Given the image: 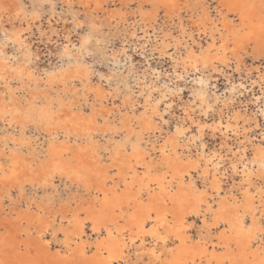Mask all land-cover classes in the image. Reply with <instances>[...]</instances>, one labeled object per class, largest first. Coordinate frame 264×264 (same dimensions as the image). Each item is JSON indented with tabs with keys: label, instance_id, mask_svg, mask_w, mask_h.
Segmentation results:
<instances>
[{
	"label": "snow or ice",
	"instance_id": "snow-or-ice-1",
	"mask_svg": "<svg viewBox=\"0 0 264 264\" xmlns=\"http://www.w3.org/2000/svg\"><path fill=\"white\" fill-rule=\"evenodd\" d=\"M110 7L99 2L93 6L83 0L80 3L76 0H19L15 5L16 11L7 19L0 16L3 37L0 53L4 49L12 52V57L5 54L4 62L14 60L18 65L11 69L15 74L11 81L6 76H0V81L8 89L5 92L6 102L9 93H21L20 107L15 109L21 122L11 129L15 133L14 139H9L7 135L10 130L7 117L11 110L7 107L0 110L5 117V148L12 145L13 155L7 156V160L35 156L30 165L35 171V165L42 164L49 152L45 149L39 154L34 153L33 140L39 141L42 136L48 138L52 141L48 148H52L63 134L66 140L75 136L79 143H84L100 135L93 132V128L108 127L114 119L116 126L104 132V136L117 135L119 146L130 154V163L121 165L126 169L123 175L116 167L108 169L107 173L88 170L87 176L81 168L72 167L65 171L58 167L47 170L42 183L25 181L31 183L34 189H44V199L50 202L53 198L64 200L59 196V185L55 182L58 174L72 184L82 185L87 192H96L95 205L90 204L89 209L96 213L92 219V231L105 236L104 241H97L105 253L103 264H196L191 257L204 255L201 251L204 246L215 248V244H209V241H216L219 244L216 250L222 253L231 248L232 252L241 256L247 254L246 259L225 256L221 261H210V264H264V137L259 148L250 150L246 140L234 136L239 131L238 121L236 128H233L232 116L225 122L224 109L219 105L220 97L213 94L211 78L196 79L200 88H193L187 101L184 99L185 89L179 83L202 70L222 72L221 63L233 65L236 73L244 72L245 67L240 60L244 55V48L240 46L242 26H234L232 31L227 26L222 27L221 16L212 18L205 11L209 7L207 4H177L176 0H166L163 4L131 5L136 9L135 13L128 11L127 5L120 4L119 7L125 9L128 16L123 21L124 26L146 24L147 27L141 28V31L156 37L151 42L150 52L148 42L141 45L143 51L133 49L134 53L139 52L143 57L144 63L138 67L134 57L128 54V37L114 34L97 18V10ZM260 7L264 12V0H261ZM157 8L163 16L145 19L153 13L142 9ZM193 8L196 11L187 17L186 24L182 18L184 10L191 12ZM89 9L93 13L91 16L84 14ZM176 9L180 10L179 14ZM4 12L7 14L8 8H4ZM169 14L171 23L165 22L162 27L161 19L166 20ZM124 15V12L119 15L113 13L110 19L119 22ZM133 16L140 18L139 23L133 21V25H129L128 21L133 20ZM238 23L242 25V22ZM34 29H38V34ZM131 35L135 37L137 34L132 32ZM37 40L49 47L54 45L53 51L59 54L61 60L74 53L71 59L76 60V73L71 74L60 63L55 70L39 71L36 67L39 56L33 49ZM17 44L25 52L22 61ZM157 53L170 62L171 71L159 65L152 67L150 61L156 60ZM248 54L256 55L251 49ZM213 55L215 59L211 60ZM259 55V67L249 70V79L252 88L259 85L261 95L253 102L260 104L257 115L264 116V46ZM105 63L110 69H115L107 76L96 71V66ZM162 75L167 77V82L161 83ZM252 75H257V79L252 80ZM93 77L99 78L98 84L93 82ZM13 81L16 88L11 87ZM33 82L35 91L41 95L31 96ZM113 83L116 84L115 89H112ZM229 84L230 90L240 96L243 92H238V88L251 91L243 80L238 87L231 81ZM58 88L59 94L56 91ZM106 98L113 106V112L98 111V106H102ZM139 100L143 104H139ZM117 104L119 110L115 111ZM177 109L181 115L172 119ZM217 112L219 115H216ZM236 115L239 116V113ZM128 120L131 121V134L124 127ZM172 124H175L174 129ZM262 124L264 122L257 123L256 127L260 128ZM244 132L247 133V128ZM81 133L84 134L83 139ZM221 134L224 138L214 148V141L207 137ZM234 139L236 143H233ZM94 145L95 140H92L87 150L93 151ZM4 159L5 154H0V161ZM3 168L4 163L0 162V169ZM17 175L13 168L11 176L5 175L0 179L10 180ZM98 183L114 185L115 191L93 188ZM229 184L231 187H228ZM17 187L22 206L25 185ZM5 199L12 200L13 197L6 194ZM79 199V194L75 200L69 195L67 203L75 207ZM34 208L39 211L35 201H31L29 209ZM89 209H81L79 215H84ZM226 210L234 215L224 218L221 213ZM192 216L202 217V224L188 223ZM57 217L59 219V213ZM97 220L100 221L99 227ZM64 223L71 225L72 220ZM189 229L193 231L191 237L186 235ZM213 231L219 236H213ZM52 235L56 237V232L53 231ZM39 238L45 248L53 245V240L45 238L43 229ZM68 242L69 237L65 233L60 243ZM257 253L260 258L255 260L252 257ZM185 256L189 258L184 259ZM0 264L36 262L0 261Z\"/></svg>",
	"mask_w": 264,
	"mask_h": 264
},
{
	"label": "rangeland",
	"instance_id": "rangeland-1",
	"mask_svg": "<svg viewBox=\"0 0 264 264\" xmlns=\"http://www.w3.org/2000/svg\"><path fill=\"white\" fill-rule=\"evenodd\" d=\"M1 1H0V16H4V18L7 19V16L9 14L16 11L15 5L19 2V0H13L14 5H11L10 1H8V0H4V2H3V0H1ZM62 2H63V0H62ZM76 2L80 3L81 0H76ZM83 2L85 3L86 0H83ZM143 2L145 4H151V3L163 4L166 1L165 0H123V1H121V0H109L108 3H105L104 5L105 6L111 5L110 8L101 9V11L97 10V18L104 25L109 26L110 30L114 34L115 33H121V34L126 35L128 37V39H127V43L129 45L128 54H129V56L134 57V62L137 64L138 67L140 65H143V63H144L143 57H141L139 55V52L134 53L133 49H139L140 51H143V48L141 47V45L145 42H148L150 45V47H149V52H150L151 51V42L154 41L156 39V37H155V35L148 36L144 31H141V28L147 27L146 24L140 25L139 27H136V26L126 27V26H124L123 21L125 19H127L128 16H127V12L125 11V9L120 8L119 5L120 4L127 5L128 11L135 13L136 9L132 8L131 5L144 4ZM176 2H177V4H189V3H191V4H197V3L207 4L209 7L205 11L211 12L212 14L211 13L210 14H211L212 18H215L217 15H219L218 9L222 8V6H220L219 0H176ZM255 2H257V3L259 2V3L256 6L257 8L255 7L256 9L250 13L251 18H253V20L250 22L251 23L250 27L248 26L249 21L246 23L242 22V25L240 23H238V22H241V19L239 18L238 15H231V14L227 15V21L233 20L235 27L236 26L240 27V25H241L243 28V32H242L241 36H243L244 40L246 39L245 43L243 40V43L246 45L242 44V41L240 42V45L244 48V55L240 57V60H241L242 66L245 67V71L242 73H236L233 71V65H224L221 63L220 67L223 69L222 72H219V73L211 72V71L210 72H204L202 70L201 73L190 74V76L186 77L185 81L179 82L180 86L185 89L184 99H185V101H187L188 98L191 96V90L193 88L199 90V88H200V85L195 82L196 79L205 78L207 80V79L211 78L212 83L214 85V93L213 94L215 96L220 97L219 105H220V107H222L224 109L223 115L225 117V122L229 116H232L233 119L237 118V117L239 119V117H240L239 128H241V129H239V131L237 133H235L234 136H237L239 139L246 140L247 141L246 146L250 150L253 148H256L258 145H260V140L262 137H264V124H262V126L260 128L256 127L257 123L264 122V116H258L257 115L258 109L260 108V104L253 102L257 96L261 95V92L259 90V85H257L255 88H252L251 80L249 79V75H250L249 70L250 69L254 70L255 68L259 67V60H260V55H259L260 50L259 49L262 46H264V28H262L263 33H261V36H263V37L260 39V42H259V40L254 39V36H255L254 34L251 36L247 35L248 32L250 31L249 28L252 27V28L256 29V27H257L256 22L258 21V19L256 18V15H258V13L259 14L261 13L260 15L264 16V12H262L261 7H260L261 0H256ZM92 4L94 6L96 3L93 2ZM217 7H219V8H217ZM4 8H8L7 14L4 12ZM155 10L156 9H142V11H144V12L153 13L152 16L145 17V19H155V17L157 15L163 16V12L159 8H157V10H156L157 12H154ZM57 11L59 12V9ZM175 11L179 14L180 10L176 9ZM195 11H196L195 8H193L191 10V12L188 9L184 10L182 18L185 19L186 24L188 23L187 17L190 16L192 14V12H195ZM222 11H224V10H222ZM254 11H255V13H254ZM121 12H124L125 15L119 20V22L110 19L111 14L115 13V14L119 15V13H121ZM224 12H226V11H224ZM252 13H253V15H252ZM84 14L91 16L93 13H92V10L89 9ZM229 18H231V19H229ZM238 18H239V20H238ZM139 19L140 18L133 16V20H129L128 23H129V25H133V21H136V23L138 24ZM165 22H167L169 24L171 23V14H169L167 16L166 20L161 19L160 23H161L162 27L164 26ZM263 25H264V23H263ZM34 31H36L38 34V29H34ZM132 32H136L137 35L135 37H133L131 35ZM209 35H210V31H209ZM252 36H253V38H252ZM2 39H3L2 33H0V41H2ZM247 39H248V41H247ZM254 40H255V42H253ZM73 43H75V41H73ZM245 46H246V48H245ZM54 47H55L54 45L52 47H49V45L46 43L41 44L38 40L34 43V45H33L34 52L36 55L39 56V62L36 64V67L39 69V71L43 72L45 70H47V71L55 70L57 64L60 63L65 69H68L71 74H75L77 71L76 60L71 59V57H73L75 54L69 53L68 56H66L63 60H61V57L59 56V54L57 52L53 51ZM205 47L206 48L208 47L207 37H205ZM16 48L19 50L18 55H19L20 60L22 61L25 58V52L23 49H20V45H18V44L16 45ZM249 49H251L252 52L256 53V55H254V56L249 55L248 54ZM5 54L7 57H12L13 53L8 51L7 49H4L3 53H0V63L2 62L1 65L6 66L7 67L6 70H8V72H9V74H7L6 77L9 80H12V77L15 74L12 73L11 69L16 68L18 65H17L16 61H14V60H8L10 65L8 64V62L5 63L4 62L5 61ZM229 55H230V53H229ZM155 56H156V60L150 61L152 67L155 68L159 65V67L162 69H166L169 71L172 70L170 67V62H167L166 57L162 58L159 56L158 53L155 54ZM211 58L214 60L215 55H213ZM117 59H119V57H117ZM89 63H90V61H89ZM69 64H71L70 69H69ZM20 66H23V65L21 64ZM121 66H123V61H121ZM114 70H115L114 68L110 69L106 63L103 65L96 66V71L102 72L106 76L111 74V72ZM121 70L123 71V67L121 68ZM123 74H124V78L127 79V73L124 72ZM92 79H93L94 83H96V84L99 83L98 77H93ZM251 79L252 80L257 79V75H252ZM150 80H151V78H149V82H150ZM242 80L248 86V88L251 89V91L242 90V89L238 88V92L239 91L243 92V95L240 96L238 94H234L230 90L231 85L229 84V81H231L232 85H237V87H238L239 84L242 82ZM165 82H167V77H164L162 75L161 83H165ZM12 86L14 88H16V86H17L14 81L12 83ZM159 86L160 85L158 84L157 87H159ZM0 88L2 91L4 90L3 81H1ZM115 88H116V84L113 83L112 89H115ZM105 91H108V89L106 87H105ZM133 91H135V89H133ZM57 92H59V91H57ZM35 93H37V91H35V82H33V90H31V96ZM18 94H19L18 97H20L21 93L18 92ZM112 99L115 100V96H113ZM122 99L123 98L121 97V100ZM138 103L143 104V101L139 100ZM105 105H107L108 108H113V106L111 104H109L108 101L105 102ZM101 108H102V106H98V111ZM117 110H119L118 104L115 106V111H117ZM237 113H239V116L236 115ZM180 115H181V113H180L179 109H177L175 111L174 117L172 119L179 118ZM216 115H219V112H217ZM7 119L9 121V124L7 125V127L10 129L8 131L7 135H8V138L10 137L9 139H13V138H15V133L12 132L11 129L16 128L17 122L19 120H16V119L14 120V115H11V114L8 115ZM4 120H5V117L3 115H0V154L5 153L6 159H4L5 161L4 160H2V161L4 162V164L7 168L8 167L7 164L10 163V161L7 160V156H10L12 154V151H11L12 145L9 144L7 148H5V145H4V143H5V128H6ZM19 122H21V120ZM111 122L112 123L109 124L108 127H95V128H93V132H99L100 135L93 137V138H90L89 140H85L84 143H79L76 140L75 136H72V137L68 138L67 140L64 138L63 134H61L59 136V138L56 142V146L60 148L61 145H64L63 147H66L67 151H66V156L64 158L66 160H68L69 163H71L70 164L71 167L80 168L82 166L83 163L82 164L77 163V162H79L78 157H83L84 159L87 158L86 151H88L87 149L89 148V145L92 143V140H95L96 146L94 145V147H96V149L98 151V156H99L98 164H95L96 165V167H95L92 164L91 160L86 159L87 163L92 164L91 169L95 170L93 172H96V170H100V169L102 170L103 169V171L104 172L106 171L105 173H107L108 170H104V169H110V165H111L112 166L111 168H113V167L120 168L121 174L123 175V173L126 171V169L124 168V170H123L121 165H123L125 163L123 162V160L115 158V155L117 152V149H115V148H117L119 146V138L115 134H112L110 137L104 136V132L109 131L112 126H116L114 119ZM124 127L127 128L129 130V134H131V131H130L131 128L128 126L127 121L124 124ZM174 127H175V124H172L173 129H174ZM245 128H247V133L244 132ZM167 131H168V129L166 128L165 132H167ZM36 134L40 135L39 132H37ZM29 135H31V133H29ZM83 135L84 134L81 133L82 139H83ZM223 138H224L223 134L219 135L218 137H212L211 135H209L207 137L208 140L214 141L213 142L214 148L218 146L217 142L219 140H223ZM50 143H51L50 139L42 136L39 141L33 140L32 150L36 154L40 153L41 151H43L45 149H49L48 145ZM233 143H236L235 139L233 140ZM119 148L121 149V151H123V152L125 151L123 149V147L120 146ZM80 149H85V151L81 152ZM105 149H111V151H106ZM68 150H70V151H68ZM99 150L101 153L99 152ZM124 153L125 154L127 153V155H130L126 151ZM113 155H114V157H113ZM31 158L35 159V156H29L27 158L23 157V159H25V160L31 159ZM100 159H103V160L100 161ZM49 160H50V155L48 156V158H46L42 162V164L35 165V167L41 166L43 168L42 170L44 171V172L42 171V174L40 173L36 176L34 175L35 178H33L34 176H32V172L30 171L26 174L27 176L26 175L25 176L24 175L23 176L17 175L16 177H13L12 180L11 179L8 180V183H7V180H5V179H3V180H5L4 182L2 179L0 180V181H2L0 183V185L3 183V185L0 186V189H2V190H0V194H1L0 195V205H1L0 206V215H1L0 216V257H4V255H7V252H9V249H7L9 246H7V244H5L6 241L4 238L5 236H7V237L9 236L8 229L9 230L12 229V226L15 223H18L20 218L24 217L23 221L20 223V226H19L20 227L19 230H21V232L19 234H17V237H15V238H16L17 242L21 241L22 243L24 242V244L25 243H28L30 245L32 244L31 247H32L33 252L31 253L29 250L24 248L25 245L22 244L23 248L20 251V254H21L20 261H26V260L30 261L31 258L36 259L35 256L41 255L39 253V252H41V251H39L41 249L40 246H44L42 242H35V240H36L35 238H36L39 226H40V224L44 225L48 222L53 221L55 213H59L60 217L58 219V217L56 216V223H54L53 228H51L50 231L47 232V234L45 235V238L53 240V245L51 246V249L48 251V254L54 258L57 257L58 255L60 256L61 255L60 252H62L64 250V246L62 245L63 243H60V241H63V235L62 234L65 233L66 230H68L66 232H69V231L75 232L78 230V228L73 223L71 225H68L67 223H64V221H67L69 219L73 220V216H74L75 212H77L81 207L84 209H87V207H88L87 205L92 204L93 198L95 197V195H94L95 191L87 192V189H85L82 185L72 184L67 180L66 177L62 178L59 174L55 177V182L57 185H59V196L64 197V200H60V199L56 200V198H53L50 202L49 200L44 199V196H45L44 189H42V188H35L34 189L33 185L31 183H25V181H33V179L37 184L42 183L44 176H45V173L49 169L48 166H49V164H51V162ZM116 160H118V161H116ZM31 161H33V160L31 159ZM47 161H48V163H46ZM84 162H86V161H84ZM99 162H100V164H99ZM47 164H48V166H47ZM42 165L45 166L46 170H45L44 166H42ZM97 165L99 168L97 167ZM101 166H103V167H101ZM107 166H109V167H107ZM0 176L3 177L1 173H0ZM8 176H11V174H8ZM20 176H21V178H20ZM42 176H43V178H42ZM36 177L38 179L39 178L40 179L38 180ZM14 178H16V179H14ZM15 180H17V181H15ZM118 181L119 180H117V183H119ZM21 182H23V183H21ZM12 183H14V184L10 186V184H12ZM200 183H202V182H200ZM7 184H9V185H7ZM18 184H24L25 185V197H23L22 206H21V200L19 197V190L17 187ZM106 187H108V189H110V190L112 189L111 190L112 192L115 191L114 185L111 186L112 188H110V185H107ZM228 187H231V185L229 184ZM93 188H95V185H93ZM113 189H114V191H113ZM6 190H8V191H6ZM6 194L11 195L13 197V199L12 200H6L5 199ZM77 194L80 195V199L77 201V205L75 207H73L72 205L67 203V197L70 195L72 197V199L75 200ZM91 199H92V201H91ZM31 201H35L39 211H37L36 208L29 209V203ZM86 201H87V203H86ZM6 205H7V207H6ZM69 213H72V215H69ZM86 214H87V212L82 216L80 215V218L81 219L86 218ZM26 219H28V220H26ZM40 220H43V221L40 222ZM3 223H5V224H3ZM6 223H7V225H6ZM188 223L200 225V224H202V217L192 216L188 220ZM61 229H63V230L65 229V231L61 232L60 231ZM53 231L57 233L56 238H53V236H52L51 232H53ZM197 231H198V229H197ZM188 232H189V235H193L192 234L193 231L191 229H189ZM85 233H87V234H85ZM85 233H84V235L86 236V238H88V235H89V241L91 243V248L88 251V253L90 255H88L87 257L89 260L93 261V258L96 257L95 254H96V251L98 248L97 247L98 246L97 241H100L105 236H103V235L99 236L97 234H92L93 231L91 230V227L89 224H87L85 227ZM212 235L215 237L219 236V234L214 232V231L212 232ZM13 236L11 239H13ZM3 239H4V241H3ZM209 243L215 244L216 249L219 248V244L216 241H211V242L209 241ZM72 245L75 246L74 244H72ZM208 248H209V251L207 252L206 257H204L202 259L203 264H208L207 259L211 257L210 251L212 248H210V247H208ZM229 251L232 252L231 248H229L228 251L225 253H222V252L217 251V250L215 252L218 253V255L221 258L224 259L225 256H228ZM69 260L73 261L74 259L71 258ZM9 261H11L10 258H9ZM76 264H79V263L76 262Z\"/></svg>",
	"mask_w": 264,
	"mask_h": 264
},
{
	"label": "bare ground",
	"instance_id": "bare-ground-1",
	"mask_svg": "<svg viewBox=\"0 0 264 264\" xmlns=\"http://www.w3.org/2000/svg\"><path fill=\"white\" fill-rule=\"evenodd\" d=\"M1 1V0H0ZM8 1H10V3H11V5H14V1L13 0H8ZM108 1L109 0H86V2L87 3H97V2H99V3H102V4H105V3H108ZM121 1H123V0H121ZM166 1V0H165ZM220 1V6H222V8L221 9H218V13H219V15L222 17V19H221V21H220V25L223 27V26H227L228 27V30L229 31H232L233 30V27L235 26V24H234V22H233V20H231V21H227V15L228 14H231V15H238L239 16V18L241 19V22H243V23H246V22H248L249 21V24H248V26L250 27L251 26V21L253 20V18H251V15H250V13L253 11V10H255L257 7V4L259 3H257V2H255L256 0H219ZM2 2V1H1ZM3 2H4V0H3ZM85 2V3H86ZM206 2V1H205ZM8 3V2H7ZM144 3V2H143ZM5 4V3H4ZM145 4V3H144ZM249 5H255V7H249ZM217 8H219V7H217ZM157 10V9H156ZM154 11V12H157V11ZM222 10H224V11H226V12H224V11H222ZM101 11V10H100ZM207 12H209V11H207ZM209 13H211V12H209ZM254 13H255V11H254ZM212 14V13H211ZM261 14V13H260ZM259 13H258V15H256V18L258 19V21L256 22L257 23V27H256V29H254V28H249V32H248V34L247 35H249V36H251V35H255L254 36V39L255 40H259V42H260V39L263 37V36H261V33H263V30H262V25H263V23H264V16H261ZM252 15H253V13H252ZM255 16V15H254ZM239 18H238V20H239ZM229 19H231V18H229ZM237 20V21H238ZM255 20V19H254ZM241 26V25H240ZM237 27V26H236ZM246 27V26H245ZM247 28V27H246ZM245 28V29H246ZM210 35H211V31H210ZM252 38H253V36H252ZM243 40H244V38H243V36H241V39H240V42L242 41V44H244L245 43V40H244V43H243ZM255 40L253 41V42H255ZM247 41H248V39H247ZM244 45H246V44H244ZM241 46V45H240ZM258 46V45H257ZM242 47V46H241ZM245 48H246V46H245ZM254 48V47H253ZM259 49V48H258ZM261 49V48H260ZM259 49V50H260ZM257 52V51H256ZM258 53V52H257ZM214 58V57H213ZM210 59H212L211 57H210ZM213 60V59H212ZM2 63V62H1ZM1 63H0V65H1ZM8 64H9V62H8ZM10 65V64H9ZM12 66V65H11ZM7 69V67L6 66H0V76H6L7 74H9V72H8V70H6ZM9 80V79H8ZM11 81V80H10ZM0 84H1V81H0ZM11 87L12 88H14L12 85H11ZM6 91H8V89H6L5 87H4V90L2 91L1 90V88H0V110H2V109H4L5 107H7L8 109H10L11 110V115H14V120L16 119V120H21V117L19 116V115H17V114H15V109L17 108V107H20V103H19V101H20V97H18V92L17 93H15L14 95L12 94V93H9V95H8V98H7V101L8 102H6V100H5V92ZM57 91H59L60 92V89H58ZM59 92H57V93H59ZM40 94H42V93H35V94H33L32 95V97H35V96H38V95H40ZM106 101H108L107 100V98L105 99V101H104V103H103V105H102V108L99 110V111H102V110H106V111H108V112H113L114 111V108H108V106L107 105H105V102ZM118 109V108H117ZM21 110H23V109H21ZM118 111V110H117ZM0 115H2V114H0ZM105 119H107V117H105ZM239 119H240V117H239ZM239 119H238V117L237 118H234L233 119V128H236L237 127V121H238V124H239ZM18 121V122H19ZM246 121V120H245ZM244 121V122H245ZM17 122V123H18ZM112 122L110 121V123L109 124H111ZM226 123H227V120H226ZM127 124H128V126L131 128L130 129V131H132V127H131V121L130 120H128L127 121ZM243 124V123H242ZM239 129H241V128H239ZM92 131H93V129H92ZM11 136V135H10ZM10 138V137H9ZM93 138V137H92ZM14 139V138H13ZM2 141V140H1ZM6 142V141H5ZM51 143H52V141H51ZM50 143V144H51ZM4 145H5V143H4ZM40 145V144H39ZM89 145V144H88ZM64 145H61V147L59 148V147H57L56 145L54 146V147H52V148H49V149H47L48 150V152H49V155H50V162H51V164H49V166H48V164H47V166L49 167V169H55V168H63V169H65V171H67L68 169H70V168H72L71 167V163H69V161L68 160H66L64 157L66 156V151H67V149H66V147H63ZM96 146V145H95ZM109 146V145H108ZM259 146L260 145H258L256 148H259ZM12 147V146H11ZM120 146H118L117 148H115V149H117V152H116V155H115V158L116 159H121V160H123V162L124 163H130V159H131V157H130V155H127V153L125 154L123 151H121V149L119 148ZM59 148V149H58ZM124 149V148H123ZM35 150V149H34ZM40 152V151H39ZM99 152H100V150H99ZM3 153V152H2ZM101 153V152H100ZM5 154V153H4ZM37 154H39V153H37ZM114 154V153H113ZM9 155V154H8ZM13 155V153L10 155V156H12ZM82 155V154H81ZM86 155H87V158H83V157H78V161L79 162H77V163H83L82 164V166L80 167L81 169H84L85 171L83 172V174L85 175V176H87L89 173H88V170H91L92 172L93 171H95V170H93V169H91V167H92V164L96 167V165L95 164H98V161H99V156H98V151H97V149H96V147H94V150L93 151H86ZM79 156V155H78ZM83 156V155H82ZM113 157H114V155H113ZM83 158V159H82ZM6 159V158H5ZM32 160H34L33 158H31ZM31 159H27V160H25V159H23V157L22 156H19V157H13V160L12 161H10V163L9 164H7L8 165V167L6 168V166H5V164H4V168L3 169H0V173L2 174V176H5V175H8V174H11V171H12V169L14 168L16 171H17V173H18V175H26L28 172H32V176H36V175H38V174H42V167L41 166H39V167H35V171H33V167H30V165H32V161H31ZM86 159H88V160H91V162H92V164L91 163H87V160ZM101 160H103V159H100V161ZM5 161V160H4ZM74 161V160H73ZM84 161H86V162H84ZM116 161H118V160H116ZM0 162H2V163H4L3 161H0ZM75 162V161H74ZM94 162V163H93ZM46 163H48V161L46 162ZM119 163V162H118ZM121 163V162H120ZM99 164H100V162H99ZM117 164V163H116ZM123 164V163H122ZM110 165V164H109ZM42 166H44V165H42ZM93 166V167H94ZM100 166V165H99ZM105 166V165H104ZM97 167H98V165H97ZM101 167H103V166H101ZM100 167V168H101ZM107 167H109V166H107ZM112 166L110 165V168H111ZM44 168H45V166H44ZM78 168V167H77ZM99 168V167H98ZM32 169V170H31ZM48 169V170H49ZM97 169V168H96ZM45 170H46V168H45ZM101 170V169H100ZM104 170H108V169H104ZM123 170H124V168H123ZM97 171V170H96ZM102 171H103V169H102ZM44 172V171H43ZM106 172V171H105ZM27 176V175H26ZM31 176V175H30ZM35 176L33 177V178H35ZM1 177V176H0ZM16 177V176H15ZM20 178H21V176H20ZM32 178V179H33ZM37 178V177H36ZM42 178H43V176H42ZM14 179H16V178H14ZM29 179V178H28ZM38 179V178H37ZM40 179V178H39ZM38 179V180H39ZM1 180V179H0ZM3 180V179H2ZM12 180V179H11ZM119 180V179H118ZM5 180H3V182H4ZM15 181H17V180H15ZM33 181H34V179H33ZM2 181H0V183H1ZM24 182V181H23ZM23 182H21V183H23ZM119 182V181H118ZM202 183H203V181H201ZM7 183H8V180H7ZM16 183V182H15ZM20 183V182H19ZM6 184V183H5ZM4 184V185H5ZM14 183H12V184H10V186L11 185H13ZM1 185H3V183L1 184ZM0 185V186H1ZM7 185H9V184H7ZM19 185V184H18ZM107 185H105V184H103V183H98V184H95V188H100V189H102L103 191H106V192H110L111 190L110 189H108V187H106ZM112 185H110V188H112L111 187ZM15 188V187H14ZM5 189V188H4ZM7 189V188H6ZM10 189V188H9ZM8 189V190H9ZM0 190H2V189H0ZM8 190H6V191H8ZM110 190V191H109ZM94 191V190H93ZM92 191V192H93ZM113 191H114V189H113ZM112 192V191H111ZM1 195V194H0ZM94 195H95V197L93 198V202H92V206L94 207V205H95V199H96V192H94ZM25 197V196H24ZM90 198V197H89ZM57 200V199H56ZM91 201H92V199H91ZM86 203H87V201H86ZM125 203H126V201H125ZM90 205V204H89ZM89 205H87L88 207H87V209H89ZM1 206V205H0ZM40 207V206H39ZM2 208V207H1ZM81 209H84V208H80L77 212H75V214H74V216H73V220H72V223L78 228V230L77 231H73V232H66V231H68V230H66L65 231V229H64V231H65V233H67L68 234V237H69V242L68 243H63L62 245L64 246V250L62 251V252H60L61 253V255L59 256H57V257H51L49 254H48V251L51 249V248H45L44 246H40V250L39 251H41V252H39L41 255H39V256H35V258L36 259H30V261H32V262H36V264H76V262H78L79 264H103V261L105 260V253H104V251H103V247L100 245V244H98L97 243V251H96V254H95V256L96 257H94L93 258V261H91V260H89L88 259V255H90L89 253H88V251L90 250V248H91V243H90V241H89V235H88V238H86V236L84 235V233H85V227H86V225L87 224H89L90 225V227H91V230H92V219H94L95 217H96V213L94 212V211H92L91 209H89L88 211H87V214H86V218H84V219H81L80 218V215H79V211L81 210ZM51 210V209H50ZM186 210H189L190 211V209H186ZM2 211V210H1ZM4 211V210H3ZM61 212V211H60ZM62 215V214H61ZM221 215L224 217V218H230V216L231 215H234V213H232L230 210H226L225 212H222L221 213ZM1 216V215H0ZM22 216V215H21ZM56 216H57V213H55L54 214V218H53V221H51V222H48V223H46V224H44V225H42V224H40V226H39V229H38V232H37V235H36V240H35V242H41V240H40V238H39V233H40V231L43 229V230H45V235L47 234V232L48 231H50V229H49V225H51V228H53V226H54V223H56ZM39 217V216H38ZM51 217V216H50ZM63 217V216H62ZM20 218V217H19ZM24 218V217H23ZM23 218H20V220L18 221V223H15L13 226H12V229H8V233H9V236L7 237V236H5L4 238H5V241H6V243L5 244H7V246H9L7 249H9V252H7V255H4V257H0V260L1 261H3V262H8L9 261V258L11 259V261H20V259H21V254H20V251H21V249L23 248V245L22 244H24V242L22 243L21 241H19V242H17V240H16V238L15 237H17V234H19L20 232H21V230H19V226H20V223L23 221ZM48 218V217H47ZM35 219V218H34ZM26 220H28V219H26ZM43 220H40V222H42ZM11 222V221H10ZM9 222V223H10ZM99 223H100V221L99 220H97V227H99ZM3 224H5V223H3ZM6 225H7V223H6ZM5 226V225H4ZM6 227V226H5ZM69 229V228H68ZM72 230V229H71ZM52 233V232H51ZM65 233H63L62 235H63V240H64V234ZM85 234H87V233H85ZM92 234H97V235H99V236H101L100 234H99V232H93ZM193 234V233H192ZM14 235V236H13ZM186 235L188 236V237H191L192 235H189V232L187 231V233H186ZM12 236H13V239H11L12 238ZM53 236V235H52ZM56 236H57V233H56ZM98 236V237H99ZM104 236V235H103ZM19 237V236H18ZM76 237H82V239H76ZM53 238H56V237H53ZM96 239V238H95ZM98 239V238H97ZM105 240V237H103V239H101L100 241H104ZM3 241H4V239H3ZM211 242V241H210ZM225 242H227V240L225 241ZM94 243V242H93ZM72 244H74L75 246H73ZM210 244V243H209ZM25 245V247L24 248H26L27 250H29L31 253L33 252V250H32V244L30 245V244H28V243H25L24 244ZM169 246H171V245H169ZM8 251V250H7ZM201 251L204 253V255H202V256H196V257H191L192 259H195V261H196V264H201V262H202V259L204 258V257H206V254H207V252L209 251V248H208V246H204L202 249H201ZM216 251V247L215 248H212L211 249V257L210 258H208L207 259V262H208V264H210V261H213V260H216V261H221V260H223V258H221L219 255H218V253H216L215 252ZM229 254H228V256H231V257H234V258H237V259H246L247 258V254H244L243 256H241V255H239V254H237V253H233V252H231V251H229L228 252ZM2 254V253H1ZM3 255V254H2ZM11 255V256H10ZM71 258H73L74 260L72 261V260H69V259H71ZM179 258V257H178ZM184 259H188L189 257H187V256H185V257H183ZM253 259H255V260H258L260 257H259V255H258V253L256 254V255H254L253 257H252ZM26 261H29V260H26ZM75 262V263H74Z\"/></svg>",
	"mask_w": 264,
	"mask_h": 264
}]
</instances>
